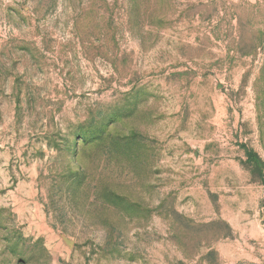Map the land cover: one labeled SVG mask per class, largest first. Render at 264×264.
I'll return each mask as SVG.
<instances>
[{"label":"rangeland","instance_id":"1","mask_svg":"<svg viewBox=\"0 0 264 264\" xmlns=\"http://www.w3.org/2000/svg\"><path fill=\"white\" fill-rule=\"evenodd\" d=\"M0 264H264V0H0Z\"/></svg>","mask_w":264,"mask_h":264}]
</instances>
